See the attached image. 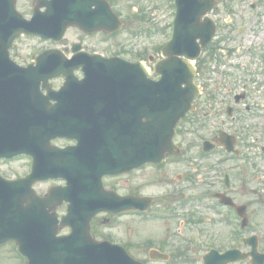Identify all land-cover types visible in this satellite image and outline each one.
<instances>
[{"label":"water","instance_id":"obj_1","mask_svg":"<svg viewBox=\"0 0 264 264\" xmlns=\"http://www.w3.org/2000/svg\"><path fill=\"white\" fill-rule=\"evenodd\" d=\"M40 5H47V9L43 13L34 12V31L44 36L54 33L59 38L70 24L90 31H113L120 27L116 15L111 12L105 0H51L41 2ZM177 13L173 38L162 50L163 54L168 55V59L156 67V71L162 73L161 79L155 82L147 78V71L141 63H131L130 74L128 71L120 74V77H124L123 85H131V123H100L102 115L96 105H84L75 116L86 122L52 124L36 119L35 108L31 103L34 82L26 80L22 71H18L19 81H11L15 77L13 71L18 69L8 61L7 48L14 35L22 30H32L31 25L24 23L21 15L15 12L14 0H0V139L7 142L5 150L0 153H17L22 135L26 139L37 140L42 137V132L51 133L59 129L61 135L75 137L78 144L72 149L55 151V159L66 160L70 155L73 166L77 168L80 167L77 163L83 159L88 165L87 186L90 188L95 184L96 191L100 194H107L102 190L100 176L106 169L117 165L115 158L123 161V151L131 167L148 160H160L163 151L171 148L175 124L190 108L191 99L197 92L193 82V67L186 60L175 61L173 54L195 57L199 53L195 38L201 36L202 45H205L211 36V33L200 30L202 28L196 23L198 16L194 13L189 15L186 10ZM53 53L55 65L51 64L48 69L53 74H66V85L85 87L104 83L97 71H91L82 81H76L61 66L62 57L59 52ZM122 82L111 79L110 83L105 84L117 85ZM182 84L185 87H181ZM167 86H175L172 92L175 97H179L180 106H166L165 108L169 107L167 113H162L167 101L164 97L169 92ZM90 100L95 101V98ZM143 106L146 107L145 113L142 112ZM175 111L177 113L174 114ZM129 149L131 153L128 156ZM106 162L108 165L105 167L102 163ZM59 166L61 173L66 175L61 163ZM36 172L12 185L0 181V243L14 239L18 243V250L26 255L27 264H129L128 256L122 248L93 240L87 227V230L74 232L69 236H56V217L50 209L63 199L69 200L71 204L68 213H87L82 220L74 219L86 225L91 215L100 208L115 212L139 203L129 196H113L112 200L115 199V202L112 201L110 206H99L88 201V198L70 199L67 193L69 186L58 192L50 189L47 196L40 198L30 190L34 176H38ZM67 178L69 179L68 175ZM65 219L69 221L67 217Z\"/></svg>","mask_w":264,"mask_h":264},{"label":"flooded vegetation","instance_id":"obj_2","mask_svg":"<svg viewBox=\"0 0 264 264\" xmlns=\"http://www.w3.org/2000/svg\"><path fill=\"white\" fill-rule=\"evenodd\" d=\"M232 1L224 0V6H218L212 12L215 21H219L215 39L220 33L217 42L227 45V53L223 57L232 59L230 45L243 46L247 40L259 45V53H264V0H237L236 4ZM213 55L220 56L218 53ZM58 87L51 86L53 89ZM43 92L46 93V89ZM225 156L216 161L211 154L199 149H182L178 154L168 155L170 164L176 163L180 168L177 177L182 189L175 197L152 198L150 210L162 208L167 212L132 214L134 219H130L127 245L135 259L143 264H253V257L249 256L250 247L245 241L248 228L242 227V218L235 208L222 204L216 194L230 195L236 205L246 206L247 214L250 210L252 216H259L255 212L259 209L261 198L249 197L246 191L257 177L254 173L259 170L252 163L249 165L251 173H248L246 166L237 164L246 158L243 153L241 156ZM226 160L229 163L224 177H221V163ZM167 164L156 167L161 178L168 179ZM225 175L229 178L226 182ZM117 178L124 187L120 190L121 194H140L129 188L128 180ZM251 193L256 194L257 191L252 189ZM207 201L209 205H206ZM109 216L112 218L109 214H98L93 218L91 231L95 236L100 235V229L108 228L113 219ZM262 244L264 238L258 239V245Z\"/></svg>","mask_w":264,"mask_h":264},{"label":"rangeland","instance_id":"obj_3","mask_svg":"<svg viewBox=\"0 0 264 264\" xmlns=\"http://www.w3.org/2000/svg\"><path fill=\"white\" fill-rule=\"evenodd\" d=\"M33 2L34 0H16V7L24 16L29 17L31 15ZM111 3L113 9L120 14L124 21V25L118 34L109 37H105L103 34L88 35L78 29L71 28L66 32L59 46H69L71 42L78 40L88 49H106L110 52L121 50L131 54L132 58L133 52L136 50L151 49L148 52L152 53V47L154 48L157 43H162L168 38L170 30L168 25L171 17L170 13L167 12L168 9L163 0H111ZM251 42L252 41L247 40V42L243 44V47H241L242 56L238 57L237 52L232 53V59H229L232 63L231 68L224 67L221 63L218 64L213 59L207 60V56L205 55L204 60L207 62L203 61L201 68L209 69V73L208 75H204V70L200 72L199 80L204 88L203 95L199 101L203 108L200 109V114H208L206 120L208 124L211 125L210 127L217 126L219 122L216 116L213 117V110L220 109V111L223 112L227 105L233 106V94L240 92L242 85L240 82L241 78H248V96L243 104L237 106L235 111L241 113L243 117L241 116V118L233 124H236L235 127L229 129L227 127V129L230 132L234 128L238 129L241 133H245V137L249 138V140L252 139L253 135L259 137L257 143L254 145L255 147H245L248 157H253V163L257 165L258 170L259 158L256 157V151L258 152L260 146L264 145V136L260 132V126L264 122V117L261 115L262 112L264 113V86H262L261 90H257L256 86L264 83V75L260 74L258 81L253 83L250 78L254 79L255 77H252V73H249L247 76L245 68L242 67L243 63L249 62L250 57L246 53V46H249ZM16 45L17 50L15 51V55H17L19 60L25 61L31 53H36L40 48L47 46L48 43L40 42L32 37H22L17 41ZM221 48H225V46ZM233 64L235 65L233 66ZM252 69L255 70V68ZM210 70H215V73H217L216 75L220 77L218 83H215L216 81L214 83L212 82V73ZM209 84H211L210 88ZM210 91H213L215 95L214 99H208L207 93ZM246 105H248L250 109L246 110ZM185 126L187 128L184 130V133L182 132L179 135L177 140L183 141L184 145L186 144L190 148L199 149L202 139L211 136V130L208 129L209 125L207 124L204 127H197L194 125V128H191L188 124H185L183 127ZM243 138L244 137L240 134V139L242 140L241 144H248ZM25 162H27L26 158H17L8 163L0 162V172L7 177L20 174L25 171ZM225 164L228 165V163ZM259 164L260 166H264L263 158L262 162L260 161ZM243 166H246L245 168L248 170V173H251L248 161L245 160ZM166 168L168 170V179L156 175V172L149 166L140 171L133 172L129 176L131 179V189H136L145 194L155 196H174L180 189L178 186L181 185L176 183V174L180 171V168L176 163H168ZM255 175L259 176V179L251 182L246 191H251V188H254L259 192L258 197L263 199V204L259 205L260 217L258 220L264 228V185L260 182L264 177V167H261ZM106 183L112 185L115 183V180L107 179ZM48 185L49 183L45 182L39 184L37 188L41 193H44ZM247 196L250 197L251 195L248 194ZM130 219L133 220L134 218L130 216L115 217L111 222L112 226L104 228L101 231L109 233L113 239L127 243ZM136 220L138 223V218H136ZM138 226L140 228H148V226ZM262 234H264V232ZM14 246L15 244L13 242H7L0 246V264H22V258L15 257L16 251L14 250Z\"/></svg>","mask_w":264,"mask_h":264}]
</instances>
